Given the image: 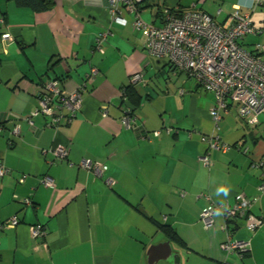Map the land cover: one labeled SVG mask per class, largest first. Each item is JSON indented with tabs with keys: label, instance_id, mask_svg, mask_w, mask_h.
<instances>
[{
	"label": "crops",
	"instance_id": "obj_1",
	"mask_svg": "<svg viewBox=\"0 0 264 264\" xmlns=\"http://www.w3.org/2000/svg\"><path fill=\"white\" fill-rule=\"evenodd\" d=\"M0 5V164L7 170L0 177V264H149L150 239L162 234L153 222L170 226L184 243L162 234L153 248L166 256L155 261L172 255L176 264H264V191H258L264 182V113L252 127L229 106L214 124L212 95L146 55L147 31L135 29L125 11L119 14L125 25L114 22L108 0H53L41 13L13 0ZM237 5L258 31L240 42L251 52L264 44V9L249 12L245 0H144L139 17L160 26L164 10H197L223 24ZM152 60L148 67L157 75L167 68L175 82L185 77L186 87L154 98L136 84L141 100L133 128H123L122 87L137 73L143 83ZM92 68L96 74L87 80ZM54 77L64 78L62 95L84 87L81 106L69 124L53 127L49 117L38 115L32 128L26 119L38 108V85ZM202 136L218 137L228 150H208ZM57 145L69 148L65 159L50 153ZM207 152L205 167L199 159ZM83 160L105 165L102 178L82 169ZM44 177L53 180L52 188L42 184ZM240 195L250 200L248 214L259 224L247 235L239 228L243 221L231 225L238 228L234 239L248 238L244 258L220 250L226 234L218 215L211 229L200 221L209 203L231 205ZM13 217L17 224L9 227ZM36 225L43 235L31 238Z\"/></svg>",
	"mask_w": 264,
	"mask_h": 264
},
{
	"label": "built area",
	"instance_id": "obj_2",
	"mask_svg": "<svg viewBox=\"0 0 264 264\" xmlns=\"http://www.w3.org/2000/svg\"><path fill=\"white\" fill-rule=\"evenodd\" d=\"M245 7L253 12L256 7L264 9V0H245ZM110 13L114 22L125 25L126 21L119 17L122 11L133 16V27L137 30L147 31L145 46L146 54L156 60L166 61L176 73L186 76L203 91L212 93L214 105L209 111L214 124L218 123L229 106H234L238 117L248 125L254 127L258 124V116L264 113V44H255L254 50H245L240 42L248 35L258 31L252 27L250 15L241 13L237 5L228 21L223 24L216 23L208 14L197 11H180L167 9L162 12L160 26L145 24L139 17L140 5L144 0H108ZM2 39H8V35H2ZM105 35L96 39L95 47L100 50V42ZM96 74L92 68L87 78ZM142 73L130 77V83L135 85L142 83ZM84 87L80 86L69 95H62L57 83L48 81L44 84L43 94L39 99L38 108L26 119L28 125L33 128L32 118L42 115L50 118V125L58 127L66 125L74 118L82 102ZM120 122L123 128H133L134 119L128 110L122 111ZM12 134H18L15 127ZM39 132L34 129V135ZM154 137L159 132L152 133ZM208 150L225 152L228 146L223 144L218 137L202 136ZM67 146L57 145L50 149V153L57 160L65 159L68 155ZM203 166L210 164L208 152L200 157ZM259 166H262L261 164ZM80 167L93 174L96 178H102L106 166L83 160ZM264 176V167H263ZM7 170L0 164V177ZM25 176L19 181L23 182ZM42 184L52 188L53 180L44 177ZM111 187L112 181L107 180ZM258 191H264V182L258 187ZM28 204L27 200L23 201ZM250 200L245 196H238L233 204L228 202L209 203L201 212L200 221L206 230L214 227V218L218 215L223 223L220 230L226 234V240L219 248L225 253L236 254L242 258L248 253V238L234 239L235 231L230 230L237 221H243L242 230L247 234L254 233L258 222L248 214ZM16 218H11L6 224L14 227ZM235 229V228H234ZM43 235L40 225L30 227V237L37 238Z\"/></svg>",
	"mask_w": 264,
	"mask_h": 264
},
{
	"label": "trees",
	"instance_id": "obj_3",
	"mask_svg": "<svg viewBox=\"0 0 264 264\" xmlns=\"http://www.w3.org/2000/svg\"><path fill=\"white\" fill-rule=\"evenodd\" d=\"M13 2H14V5L16 7L28 8L30 11H32L34 13L46 12V11L50 10L53 6V0H13ZM173 71H175V70H173ZM177 74H179V73H177ZM86 78H87V76H86ZM63 79H64L63 77L46 78L42 82H40L38 85L39 91L41 93V95H39V98H41V96L43 94V88H44V84L46 82H48V81L56 82L58 89L60 90L59 87H60V84L62 83ZM89 79L87 78V80H89ZM135 85H133L129 82L126 86L122 87V93H121L122 101H123L122 103H123V107H124L122 109V111L128 110L129 114L131 116H133V114L136 111L137 106L141 100V96L138 94V92L135 88ZM153 223L156 224V227L159 229V231H161V233L163 235H165L170 242H173V243H176V244L183 246V244H184L183 241L180 239V237L176 234V232H174V230L170 226L160 224L157 222H153ZM234 225H235V223H234ZM235 226H238V225H235ZM239 228L242 230V227H239ZM237 229H238L237 227H233V228L231 227L230 228V230L235 231V233L237 232ZM247 255H248V253L244 254L242 258L246 257Z\"/></svg>",
	"mask_w": 264,
	"mask_h": 264
},
{
	"label": "rangeland",
	"instance_id": "obj_4",
	"mask_svg": "<svg viewBox=\"0 0 264 264\" xmlns=\"http://www.w3.org/2000/svg\"><path fill=\"white\" fill-rule=\"evenodd\" d=\"M2 4V3H1ZM3 6V5H0ZM4 9V7H2ZM2 11L0 10V13ZM1 17V14H0ZM2 28V26L0 25V29ZM1 32V30H0ZM2 53V47L0 46V54ZM147 55V54H146ZM152 62L155 61H150L149 64L147 65V69L145 72V77L143 79V83H139L138 85H140V87H144L147 88V90H150L153 95L154 98H156V96L160 97L162 95H165L166 93L171 95L172 91H177V88L183 87L184 85L182 84L186 79L183 76H180L181 79L183 80V82L181 80L175 82V78L172 76V73L170 71L169 75H168V70L167 68H165L164 70V74L162 75H157V71L154 69L153 67L150 69V65H153ZM176 85V86H174ZM178 86V87H177ZM180 86V87H179ZM186 87V86H184ZM209 93V92H208ZM214 99V96L212 93H210ZM177 95V94H176ZM1 104V103H0ZM160 240L163 241L164 238L162 237V234H156V236L152 239H150V241L152 242L146 249V253H147V258H148V263L149 264H176L175 260L172 259V255H170L167 259L164 260H158V261H154V262H150L149 261V256L151 255V249L153 248V244H157L160 245ZM174 245V244H173Z\"/></svg>",
	"mask_w": 264,
	"mask_h": 264
},
{
	"label": "water",
	"instance_id": "obj_5",
	"mask_svg": "<svg viewBox=\"0 0 264 264\" xmlns=\"http://www.w3.org/2000/svg\"><path fill=\"white\" fill-rule=\"evenodd\" d=\"M155 249H157V248H152L151 249V255L149 256V261L150 262H153L156 259H159V258H162V257L166 256V255H161L160 256L158 253L155 252ZM163 249L167 250V247L164 246Z\"/></svg>",
	"mask_w": 264,
	"mask_h": 264
},
{
	"label": "clouds",
	"instance_id": "obj_6",
	"mask_svg": "<svg viewBox=\"0 0 264 264\" xmlns=\"http://www.w3.org/2000/svg\"><path fill=\"white\" fill-rule=\"evenodd\" d=\"M223 191H225V194H226V190H223Z\"/></svg>",
	"mask_w": 264,
	"mask_h": 264
}]
</instances>
